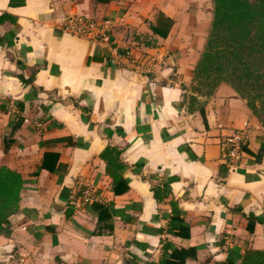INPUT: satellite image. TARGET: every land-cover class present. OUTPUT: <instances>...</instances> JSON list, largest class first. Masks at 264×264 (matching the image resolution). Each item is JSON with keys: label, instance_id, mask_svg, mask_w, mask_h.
Instances as JSON below:
<instances>
[{"label": "crops", "instance_id": "0c3cea01", "mask_svg": "<svg viewBox=\"0 0 264 264\" xmlns=\"http://www.w3.org/2000/svg\"><path fill=\"white\" fill-rule=\"evenodd\" d=\"M160 12L174 20L166 37L151 28ZM2 14L0 167L24 184L11 232L0 233V264H160L165 240L195 248L186 264L231 250L239 263L247 248L264 249V123L227 83L204 98V115L181 84L192 80L212 0H0ZM71 15L109 20L117 49L65 28ZM238 128L248 136L230 167L220 138ZM107 146L125 164L128 188L117 193ZM45 153L54 169L42 166ZM82 181L114 209L99 219L94 203L80 204ZM166 182L159 201L153 187ZM172 198L188 237L167 231Z\"/></svg>", "mask_w": 264, "mask_h": 264}, {"label": "trees", "instance_id": "16d2710c", "mask_svg": "<svg viewBox=\"0 0 264 264\" xmlns=\"http://www.w3.org/2000/svg\"><path fill=\"white\" fill-rule=\"evenodd\" d=\"M4 14L0 15V20ZM174 23L173 18L157 14L151 28L155 33L166 37ZM120 51V48H119ZM23 81L28 82L21 76ZM192 82L196 83L210 97L221 83H229L247 104L255 116L264 123V0H212V19L203 49L193 70ZM199 89V88H198ZM189 108H200L204 115L203 102L198 103L194 94L189 96ZM21 107L22 105L19 104ZM20 118L12 126L11 133L21 124ZM68 139V138H67ZM57 140V144L72 143V141ZM9 138H5L8 147ZM246 144V142H245ZM244 144V146H245ZM121 149L107 146L101 153L106 161V170L115 182L114 191L121 190L116 185L123 183V189L128 188L127 179L122 174L125 164L120 158ZM50 153L44 154L43 167H49L47 161ZM59 166V165H58ZM24 179L19 172L3 165L0 167V233L8 235L11 232L9 217L19 209L21 190ZM168 182L163 186H154L153 192L157 200L161 201L168 195ZM171 214L169 218V233L189 236V225L182 216V210L177 200L171 199ZM68 209L75 206L70 201ZM94 206L102 214L109 213L114 206L111 203L96 202ZM55 208H59L55 204ZM248 228L256 219L255 215L248 216ZM163 252L160 264H186V257L195 248H179L172 242L165 240L162 244ZM229 252L225 261L215 264H264V249L247 248L236 263ZM78 264H88L80 262Z\"/></svg>", "mask_w": 264, "mask_h": 264}, {"label": "built area", "instance_id": "2783aa9c", "mask_svg": "<svg viewBox=\"0 0 264 264\" xmlns=\"http://www.w3.org/2000/svg\"><path fill=\"white\" fill-rule=\"evenodd\" d=\"M64 26L74 33L91 37L98 44L104 43L117 49L109 34V20L99 21L83 15H71L65 19ZM124 55L128 57L130 55L129 50H126ZM247 136L248 130L246 128L234 129L221 136V157L230 167L235 166L241 159ZM77 190L80 204H93L100 201V195L93 184L79 182Z\"/></svg>", "mask_w": 264, "mask_h": 264}, {"label": "rangeland", "instance_id": "374dc122", "mask_svg": "<svg viewBox=\"0 0 264 264\" xmlns=\"http://www.w3.org/2000/svg\"><path fill=\"white\" fill-rule=\"evenodd\" d=\"M202 33H207V32H202ZM224 83H226V82H224ZM182 87L184 88V89H186V96H187V98H189L188 97V95L189 94H194V95H196V97H197V101H198V103H201V102H203V100H204V98L205 97H207L208 95L205 93V91L203 90V89H201V87H199V85H197L196 83H194V82H192V80L191 81H186V80H184L182 83ZM228 85H230L229 83H227ZM231 86V85H230ZM199 88V89H198ZM235 90V89H234ZM236 91V90H235ZM245 99V98H244ZM246 100V99H245ZM246 102H247V100H246ZM248 105V104H247ZM252 111V110H251ZM254 114V113H253ZM255 115V114H254Z\"/></svg>", "mask_w": 264, "mask_h": 264}, {"label": "water", "instance_id": "95a60500", "mask_svg": "<svg viewBox=\"0 0 264 264\" xmlns=\"http://www.w3.org/2000/svg\"><path fill=\"white\" fill-rule=\"evenodd\" d=\"M103 50H104V51H106V52H108V51H107V50H108V48H104ZM108 54H109V52H108Z\"/></svg>", "mask_w": 264, "mask_h": 264}]
</instances>
